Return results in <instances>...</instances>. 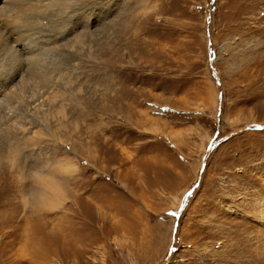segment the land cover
Returning <instances> with one entry per match:
<instances>
[{
    "label": "rangeland",
    "instance_id": "1",
    "mask_svg": "<svg viewBox=\"0 0 264 264\" xmlns=\"http://www.w3.org/2000/svg\"><path fill=\"white\" fill-rule=\"evenodd\" d=\"M63 5L16 45L53 81L0 138V264H264V0Z\"/></svg>",
    "mask_w": 264,
    "mask_h": 264
},
{
    "label": "bare ground",
    "instance_id": "2",
    "mask_svg": "<svg viewBox=\"0 0 264 264\" xmlns=\"http://www.w3.org/2000/svg\"><path fill=\"white\" fill-rule=\"evenodd\" d=\"M65 1L66 0H0V55L1 54L7 55V58L4 59V60H6L7 64L5 65L4 70H0V75L4 74V76H3L4 78L1 79V77H0V80H2L5 83L4 84L5 86H1V83H0V91L2 92V90H1L2 87H5L6 90H5V88H4V90L7 91L6 94L4 93L5 91H3V93H2V94H5L4 95L5 98L4 99L0 98V99H3V100H0V133L3 135V137H0V138H1V143L3 142L2 144L4 145V148L5 147L8 148V150L10 152L9 154H11L13 163L15 162V160H16L15 157L19 154L20 148H21V144H20L21 139L20 140L18 139L19 138L18 135L20 133L25 134L27 132V130H28L27 125L32 124L30 117H32V116L37 117V116H35L37 114L33 113V111H32L31 113H33V114H31V113L27 114L28 116H29V114L32 115L29 117L28 122H26L24 120L23 121H17V118L15 117V115H16L15 111L19 107L15 106L16 104L14 105V103L16 102L17 104L18 103L21 104L22 100L24 101L25 96L24 97H22V96H23V94L26 95L25 94L26 91H25V93H23V91L28 90V87H27L28 84H26V83H29L28 82L29 78L30 79L34 78L35 81L37 79L38 82L41 81V83L43 82V84H45L46 82H48L50 84V82L53 81L51 77L48 78L50 75L48 76V74L44 71V67L42 65V60L40 59L39 54H35V52L34 53L29 52L27 54H25V53L23 54V53H21L19 48L16 47V45L18 46V45H21L22 43H24L27 36H29L28 32H30L34 29H35L34 31H36V28L37 29L40 28V20L43 19L45 15H48L46 13L48 12V9L50 7H53V6L56 7V5L61 6V4L63 5V3ZM67 8L68 7H66V9ZM29 37H31V36H29ZM25 47L26 46H24V49H25ZM27 48H28V46H27ZM25 50H24V52H25ZM18 76H21V79L18 82H16V79ZM30 79H29V81H30ZM48 79L49 80L51 79V81L49 82ZM32 81L31 82L35 84V81L34 80H32ZM38 82H37V84H38ZM48 83H46V84H48ZM34 84H33V86H34ZM25 85H26V87H25ZM29 85H32V84L29 83ZM23 88H26V89L23 90ZM36 91H37L36 93L39 95L38 91H40V90H36ZM1 92H0V94H1ZM29 93L31 94V97H32L33 93H31L30 91H29ZM34 93H35V91H34ZM38 95H37V97H42V96H38ZM33 96H34V94H33ZM35 96H36V94H35ZM55 97L57 98V96H55ZM32 98H34V97H32ZM32 98H30V96H29V100ZM36 99H33V101L32 100L31 101L33 103H35L34 101ZM43 99H46V98L44 97ZM49 99H50V97H49ZM40 100H41V98H40ZM37 101L38 100H36V102ZM24 102H22V103H24ZM29 104H30V102H29ZM41 104H43V103H41ZM21 106H23V105L21 104ZM28 106H29L28 108L30 109V105H28ZM36 107L34 104V108H36ZM38 107H37V110H34V111L35 112L37 111V113L39 111V113L41 115L40 110L42 108L40 110H38L39 109ZM28 108L24 109V111H27ZM29 109H28V111L30 112L32 109L31 110H29ZM42 112H44V114H46L45 109H43ZM39 113H38V115H39ZM42 115H43V113H42ZM26 117H25V119L28 118V117L27 118ZM53 117H54V115H53ZM18 118H19V116H18ZM43 118H44V116H43ZM41 127H42V125H41ZM41 127H38V128H41ZM42 129H44V128H41V130ZM41 130L39 131V133L34 132L33 137L34 138L37 137V134H40ZM42 131H44V130H42ZM44 135H46V134L43 133L42 136H44ZM31 142H33L32 139H27L24 142V144H22V145H24V147L26 148ZM1 150H3V149H1ZM8 150H7V152H8ZM40 167H42V166H40ZM44 168H46V167L44 166L43 169ZM58 168L59 167H57L56 170L60 172V170ZM71 168H74L73 164H64L61 166L60 169L68 171L69 169L71 170ZM40 169L38 172L33 174L34 178L36 179V181H38L39 185L41 186V191L39 193V197H40L39 200L42 203L40 201L39 202L42 204V206H45V205H47V207L49 206L50 209H54V207L57 208L56 206H59L60 204L62 205L63 201L66 200L65 197L63 196L64 194H63L62 190L60 189V187L58 186V184H56V182L55 183H52V182L49 183V181H48L49 176H47L44 173V170H40Z\"/></svg>",
    "mask_w": 264,
    "mask_h": 264
}]
</instances>
